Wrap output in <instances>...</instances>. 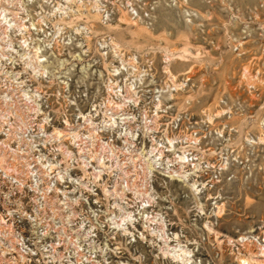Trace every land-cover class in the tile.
Listing matches in <instances>:
<instances>
[{"label":"rangeland","instance_id":"1","mask_svg":"<svg viewBox=\"0 0 264 264\" xmlns=\"http://www.w3.org/2000/svg\"><path fill=\"white\" fill-rule=\"evenodd\" d=\"M0 264H264V0H0Z\"/></svg>","mask_w":264,"mask_h":264}]
</instances>
